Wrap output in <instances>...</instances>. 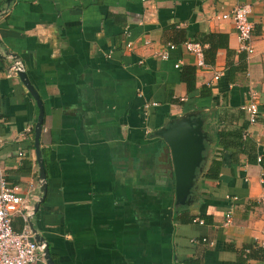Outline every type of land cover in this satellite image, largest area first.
<instances>
[{
	"label": "crops",
	"instance_id": "1",
	"mask_svg": "<svg viewBox=\"0 0 264 264\" xmlns=\"http://www.w3.org/2000/svg\"><path fill=\"white\" fill-rule=\"evenodd\" d=\"M262 1L0 0V165L32 206V238L54 264H230L264 249ZM239 4L253 25L249 53L219 18ZM186 41L200 44L199 58ZM14 59L41 103L43 180L38 109L19 76L6 74ZM251 101L253 123L243 109ZM189 118L199 120L203 149L176 204L157 132ZM214 158L219 170L207 178ZM11 225L20 230V216ZM31 264H46L43 254Z\"/></svg>",
	"mask_w": 264,
	"mask_h": 264
},
{
	"label": "built area",
	"instance_id": "2",
	"mask_svg": "<svg viewBox=\"0 0 264 264\" xmlns=\"http://www.w3.org/2000/svg\"><path fill=\"white\" fill-rule=\"evenodd\" d=\"M262 2L264 4V0ZM248 12L249 7L247 4H239L234 6L229 12L219 15V18L232 22L239 44L247 53L252 51L250 37L253 27L252 23L247 19ZM182 45L185 49L198 56V58L200 57L201 46L199 43L186 41ZM126 46L130 47V43H127ZM173 47L172 44L166 46L167 49H172ZM160 57L166 58V51L161 52ZM198 64L202 65L200 60H198ZM21 71V61L14 59L8 66L6 74L18 75ZM218 77L219 73L214 74L212 79L205 84L211 85ZM243 109L246 112L247 121L249 123L255 122L257 114L256 104L251 101ZM256 159L259 161L260 158L257 157ZM32 213V206L22 197L19 188L6 180L0 165V264H31L38 255L43 254L44 244L32 238L33 234L29 225ZM13 216H20L22 220L21 229L18 231L12 229L11 220ZM229 218L230 214L226 212V223L229 222ZM192 221L202 223L197 218H193ZM200 240L206 241L204 237L200 238ZM190 241L197 242V239L193 238ZM261 247L264 248V240L261 241Z\"/></svg>",
	"mask_w": 264,
	"mask_h": 264
},
{
	"label": "water",
	"instance_id": "3",
	"mask_svg": "<svg viewBox=\"0 0 264 264\" xmlns=\"http://www.w3.org/2000/svg\"><path fill=\"white\" fill-rule=\"evenodd\" d=\"M18 76L34 99L38 109L33 126V145L37 156L39 178L43 180L45 174L38 148V137L42 123L41 103L37 93L28 83L24 72H19ZM198 124L199 120L196 118H189L179 122H170L167 127L157 132V134L165 140L170 151L174 173V195L176 204H183L186 201L193 172L200 158V152L203 149L201 136L198 134ZM43 187L44 185L42 188ZM35 240L40 242L41 238ZM43 258L46 264H54L45 244L43 248Z\"/></svg>",
	"mask_w": 264,
	"mask_h": 264
},
{
	"label": "trees",
	"instance_id": "4",
	"mask_svg": "<svg viewBox=\"0 0 264 264\" xmlns=\"http://www.w3.org/2000/svg\"><path fill=\"white\" fill-rule=\"evenodd\" d=\"M217 37L220 38V35H217ZM221 39H217L215 41V45H218V44H221L222 41L220 42ZM183 75H182V78H183V81L185 82L186 84V87H187V93L191 92L193 90V81L190 79H187L186 77V74L187 72L189 71L190 68H188V66H185L183 67ZM239 131V130H238ZM223 133H221V136H222ZM236 136V140L238 141V139L240 138V132L234 134ZM238 137V138H237ZM239 145V144H238ZM242 145V143H241ZM219 167H220V160L217 159V158H214L211 160L210 162V165L208 167V169L206 170L205 172V177L207 178H212V177H215L216 174H217V171L219 170ZM183 217H181V221H190L193 219L192 216H189V215H186V214H182ZM250 256H255L257 258H259L260 260L264 261V249H256V250H250L249 253H246V254H243L241 252V254H239V257L235 260V262H232L230 264H246V258L250 257Z\"/></svg>",
	"mask_w": 264,
	"mask_h": 264
}]
</instances>
